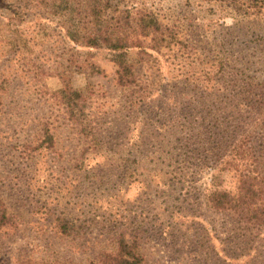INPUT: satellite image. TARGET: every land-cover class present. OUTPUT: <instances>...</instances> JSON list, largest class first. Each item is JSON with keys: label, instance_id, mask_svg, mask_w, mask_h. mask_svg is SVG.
<instances>
[{"label": "rangeland", "instance_id": "obj_1", "mask_svg": "<svg viewBox=\"0 0 264 264\" xmlns=\"http://www.w3.org/2000/svg\"><path fill=\"white\" fill-rule=\"evenodd\" d=\"M129 1L172 35L127 51L133 80L119 86L111 54L68 41L62 17L0 0V203L12 217L0 264H87L119 234L140 264H264V225L206 202L209 190L234 195L242 169H264L263 138L225 134L222 92L264 80V16ZM242 141L244 164L232 155Z\"/></svg>", "mask_w": 264, "mask_h": 264}, {"label": "trees", "instance_id": "obj_2", "mask_svg": "<svg viewBox=\"0 0 264 264\" xmlns=\"http://www.w3.org/2000/svg\"><path fill=\"white\" fill-rule=\"evenodd\" d=\"M53 14L64 20V35L68 41L85 48H102L111 54V62L115 65V82L125 86L131 82V67L126 61V53L131 49L145 51L154 50L158 42L164 41L172 35L168 27L161 24L149 12L134 8L125 0H35ZM209 5L217 4L223 15L234 21L239 19H252L264 16V0H208ZM148 40L145 46V40ZM260 46V45H258ZM133 80V79H132ZM240 84L223 89L226 100V109L233 111L223 123L225 134L242 128L250 131V135L257 134L258 140L264 139V80L258 85H252L247 78H241ZM69 96L77 98L79 94L74 91ZM230 107V108H229ZM249 117V118H246ZM229 134V133H228ZM241 146L232 150L237 160L245 163L246 154ZM263 148V147H262ZM256 162L264 164V152L257 153ZM262 156V157H260ZM263 161H261V159ZM235 160L224 162V166H234ZM242 169L238 174L237 192L234 195L220 190H209L206 202L217 212H226L233 215L244 224L264 225V169L261 172L251 173ZM255 172V171H254ZM257 197L263 200V208L257 205ZM260 223V224H259ZM12 224V217L0 203V232ZM66 222L59 223L62 234L65 232ZM136 246L128 244L119 234L115 241V248L108 254L100 256L97 261L87 264H140L142 258L136 253Z\"/></svg>", "mask_w": 264, "mask_h": 264}]
</instances>
